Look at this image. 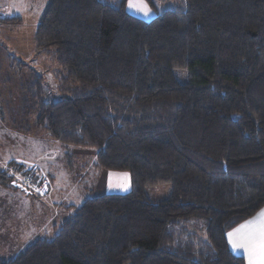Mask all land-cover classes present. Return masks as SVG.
<instances>
[{"label": "trees", "instance_id": "1", "mask_svg": "<svg viewBox=\"0 0 264 264\" xmlns=\"http://www.w3.org/2000/svg\"><path fill=\"white\" fill-rule=\"evenodd\" d=\"M126 2L46 0L33 48L54 74L26 81L32 120L17 128L96 148V168L131 188L86 198L0 264H246L227 235L264 207V0H146L150 19ZM16 164L0 185L43 175ZM164 183L169 196L150 199Z\"/></svg>", "mask_w": 264, "mask_h": 264}, {"label": "rangeland", "instance_id": "2", "mask_svg": "<svg viewBox=\"0 0 264 264\" xmlns=\"http://www.w3.org/2000/svg\"><path fill=\"white\" fill-rule=\"evenodd\" d=\"M157 1L165 7L175 0ZM129 2L127 9L132 14L144 19L155 15L146 0L143 4L132 0L134 7H129ZM45 3L46 0H0V20L20 14L23 19L17 25L0 22V109L5 115H0V167L7 169L6 163L11 160L16 165L33 166L37 174H43L33 181L11 169L13 181L27 190L12 183L0 185V256L6 258L37 238L53 237L58 225L86 198L124 193L131 188L128 173L96 168V148L62 143L45 129L35 127L28 133L17 128L25 118L32 120L23 105L26 81L38 71L54 74L46 72L48 59L44 55L40 58L33 48L34 27ZM21 64L24 65L18 70ZM51 76L43 87L47 94H52L55 85ZM171 191V183L146 189L150 199L167 198Z\"/></svg>", "mask_w": 264, "mask_h": 264}, {"label": "snow or ice", "instance_id": "3", "mask_svg": "<svg viewBox=\"0 0 264 264\" xmlns=\"http://www.w3.org/2000/svg\"><path fill=\"white\" fill-rule=\"evenodd\" d=\"M140 2L143 4V0H140ZM134 6L136 5L130 0L129 7ZM143 6L145 8L147 7L146 4ZM258 218L260 219L258 228L248 236L251 243V247L248 249V264H264V211L258 214ZM248 223L251 225L255 223V221H249ZM229 242L232 243L234 249L238 247V245L232 241L231 233H229ZM239 247H243V245H239Z\"/></svg>", "mask_w": 264, "mask_h": 264}, {"label": "crops", "instance_id": "4", "mask_svg": "<svg viewBox=\"0 0 264 264\" xmlns=\"http://www.w3.org/2000/svg\"><path fill=\"white\" fill-rule=\"evenodd\" d=\"M262 211H264V207H262L254 216H252L251 219H247L245 222H243L238 227L229 232L232 234V241L238 245L237 248H233L232 243L229 242V233L227 235L230 248L234 253L242 255L245 258L246 264H248L249 258L248 249L251 247V243L248 239V236L251 232H254L258 228L260 224L258 214ZM249 221H255V223L249 225ZM239 245H243V247H239Z\"/></svg>", "mask_w": 264, "mask_h": 264}, {"label": "water", "instance_id": "5", "mask_svg": "<svg viewBox=\"0 0 264 264\" xmlns=\"http://www.w3.org/2000/svg\"><path fill=\"white\" fill-rule=\"evenodd\" d=\"M12 185L13 186H16V187H20L21 189L27 190V188L25 186H23L20 183L15 182V181L12 182Z\"/></svg>", "mask_w": 264, "mask_h": 264}]
</instances>
